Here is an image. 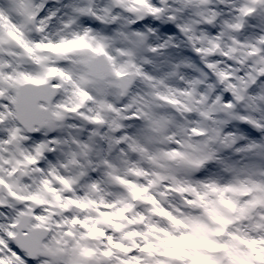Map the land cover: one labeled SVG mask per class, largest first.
<instances>
[{"label": "snow or ice", "instance_id": "1", "mask_svg": "<svg viewBox=\"0 0 264 264\" xmlns=\"http://www.w3.org/2000/svg\"><path fill=\"white\" fill-rule=\"evenodd\" d=\"M0 264H264V0H0Z\"/></svg>", "mask_w": 264, "mask_h": 264}]
</instances>
